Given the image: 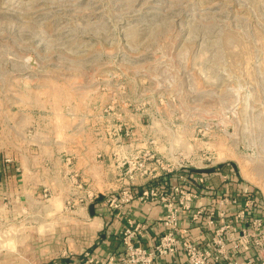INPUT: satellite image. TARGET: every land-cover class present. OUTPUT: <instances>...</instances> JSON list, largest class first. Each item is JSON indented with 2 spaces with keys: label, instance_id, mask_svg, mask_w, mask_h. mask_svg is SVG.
Here are the masks:
<instances>
[{
  "label": "rangeland",
  "instance_id": "obj_1",
  "mask_svg": "<svg viewBox=\"0 0 264 264\" xmlns=\"http://www.w3.org/2000/svg\"><path fill=\"white\" fill-rule=\"evenodd\" d=\"M79 152L113 187L121 159L156 153L230 164L264 198V0H0V168L64 157L78 186ZM19 191L0 184L1 263L79 195Z\"/></svg>",
  "mask_w": 264,
  "mask_h": 264
},
{
  "label": "built area",
  "instance_id": "obj_2",
  "mask_svg": "<svg viewBox=\"0 0 264 264\" xmlns=\"http://www.w3.org/2000/svg\"><path fill=\"white\" fill-rule=\"evenodd\" d=\"M131 158L117 163V173L126 178L106 194L107 203L116 210L133 200L162 203L167 211L163 232L151 247L143 246L137 238L145 225L129 220L121 232V255L104 260L85 251L79 264H155L158 258L179 255L185 264H264V198L255 197L252 186L218 166L187 165L179 155L166 159L145 153L139 161ZM99 195L88 193L92 198ZM198 227L209 230L210 236L197 239L193 229ZM77 263L69 259L63 264Z\"/></svg>",
  "mask_w": 264,
  "mask_h": 264
},
{
  "label": "crops",
  "instance_id": "obj_3",
  "mask_svg": "<svg viewBox=\"0 0 264 264\" xmlns=\"http://www.w3.org/2000/svg\"><path fill=\"white\" fill-rule=\"evenodd\" d=\"M81 154L82 152L78 153L79 169L82 166L85 172L81 173L88 176L87 182L79 183L78 186H74V182L78 181L75 175L70 176L69 163L64 157L62 159L58 157L60 167L56 171H52L49 167H41V169L37 168L32 173L28 172L25 175L24 172H20L19 168H14L12 165H7V169L0 168L2 187L9 186L12 189L15 188L16 191L22 189V195L30 202L33 201V192L38 191L42 196L47 195L45 191H49L51 197L58 199L57 202L60 205L66 203L71 193L72 195L74 193L79 194H76L78 196L74 199L72 209L58 213L56 217L53 216L54 218L48 217L47 221L54 222V229L46 231L41 236V243L35 249L32 245L33 242H30L26 252H24L25 262H21V264L32 260L37 264H63L69 259H74L79 264L85 251H90L104 260L111 255H121L124 249L121 232L129 225V220L145 225L142 234L137 238V242L143 246L151 247L163 232V219L167 211L162 203L133 200L122 210L110 207L107 203L106 194L117 190L121 183L117 185L118 187H113L115 183L110 181L107 171H104V174L101 172L100 177H96L94 172V168L97 166L96 156L93 152H87L84 155L88 159L86 161V158ZM82 158L84 159L83 162ZM124 178H126L124 174L120 175V182H123ZM22 179L23 184L21 183ZM161 180L163 179L154 182L159 183ZM96 184L102 185L103 190L106 191H99L98 197H89V191L95 190ZM49 201L52 204L51 198ZM49 207L58 210V207ZM193 233L197 239L202 241L211 234L209 230L204 229L202 231L199 227L194 228ZM64 253H72V256L68 257ZM9 255L10 258H5V260H10L11 264H17L16 255L10 253ZM3 263L10 264L9 262ZM3 263L0 262V264ZM155 264H185V259L181 255L161 257Z\"/></svg>",
  "mask_w": 264,
  "mask_h": 264
},
{
  "label": "trees",
  "instance_id": "obj_4",
  "mask_svg": "<svg viewBox=\"0 0 264 264\" xmlns=\"http://www.w3.org/2000/svg\"><path fill=\"white\" fill-rule=\"evenodd\" d=\"M218 169L222 172H228V173H231L233 174V169H232V166L230 164H221L218 166ZM253 195L255 197H257L258 199L262 200V195L259 193V191H257V189L254 188L253 190Z\"/></svg>",
  "mask_w": 264,
  "mask_h": 264
}]
</instances>
